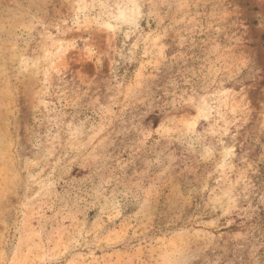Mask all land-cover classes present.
<instances>
[{"label":"rangeland","instance_id":"rangeland-1","mask_svg":"<svg viewBox=\"0 0 264 264\" xmlns=\"http://www.w3.org/2000/svg\"><path fill=\"white\" fill-rule=\"evenodd\" d=\"M0 264H264V0H0Z\"/></svg>","mask_w":264,"mask_h":264}]
</instances>
